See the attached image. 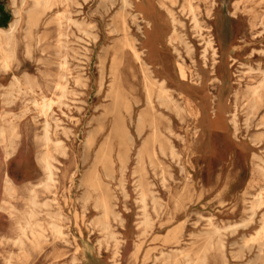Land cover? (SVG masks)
Instances as JSON below:
<instances>
[{"label":"rangeland","instance_id":"obj_1","mask_svg":"<svg viewBox=\"0 0 264 264\" xmlns=\"http://www.w3.org/2000/svg\"><path fill=\"white\" fill-rule=\"evenodd\" d=\"M16 17L0 37L16 136L8 158L0 141V264H264V0H0V29ZM45 153L55 182L36 200L63 240L20 250L8 208L27 209Z\"/></svg>","mask_w":264,"mask_h":264},{"label":"bare ground","instance_id":"obj_2","mask_svg":"<svg viewBox=\"0 0 264 264\" xmlns=\"http://www.w3.org/2000/svg\"><path fill=\"white\" fill-rule=\"evenodd\" d=\"M67 1H71V0H32L33 5H34V9L39 7L40 4L45 6V5H47V3L51 2L52 5H54V6L58 5L59 6V5H64ZM63 10L64 11H62V12L60 11L59 13H57L56 20L58 19V20H64V21H72L65 14L66 13L65 9H63ZM57 11H59V10L57 9ZM17 14H19V13H17ZM17 16H19V15H17ZM37 18H38V15L33 13V12H30L28 14L29 20H36ZM17 21H18V18L16 17L12 21V23H10L7 30L0 29V37L2 35L6 36L10 33L12 34L13 30L17 26V23H18ZM210 43H211L210 41L207 42L208 45H210ZM131 49H132V52L134 53V55L137 57L138 56L137 51H135L133 47H131ZM5 69H8V68H5ZM26 81H28V80H26ZM260 86H264V80H262V83ZM260 86H256L255 88H252V94L253 95H255L257 93L258 88ZM160 88L162 89V87H160ZM62 89H64V88H62ZM46 106H48V104L43 102L40 109L43 110ZM41 110H39V111H41ZM13 128H14L13 126L9 127V129H8L9 135L6 136L5 129L3 127H0V141L4 143V140L9 139L8 142H6L4 144V150H5L4 153H5L6 158H8L11 155V152L14 149L13 138L16 136H13ZM48 129H49V121L45 120L44 124H43V135H42V136H44L43 141L45 142V144H47L50 141V137L48 136ZM51 160H52V157L48 153H45L40 158L41 169H42L44 178H43V181L35 183V184H30V186L28 188H26V190L29 193L28 199L26 201L27 202V204H26L27 209L22 211L19 214H16V213H14V211L13 212L9 211L11 209L13 210L14 206L11 205L8 208V216H9V218H11L13 220L14 228L17 231V235L14 237V239H12V243H13V245H16L20 250L22 248H24V245H26V243L31 244L32 246L33 245L36 246L39 242H41L43 240L45 241L46 237H47V234H45L46 232L48 234H50L54 240H56V239L57 240H63V234L64 233L61 232V226L56 222V220H55L56 217H53L54 215L51 213V211L49 209L51 207V204H50L51 200L50 201L45 200V202H39L36 200V192H37L36 188L40 187L44 191H50V189L54 186L53 184L55 181L53 178V176H54L53 170L55 168L51 164ZM259 168L261 169V171L264 174V167L259 166ZM2 184H3L2 186H3L4 193L7 195V197L8 198L12 197L13 194L15 193L17 187H18L14 183L13 179H11L7 174H4L3 179H2ZM143 197H144V194H140L139 199H140L141 203H144ZM82 204H83V202H82ZM36 209H44L45 210V217H48V220H46L45 225L42 224L38 218H36V216L38 215V212ZM144 223H145V225L148 223L146 216L140 222V224H142V225H144ZM233 243H232V246H233ZM250 244L252 245V243H250ZM251 245H250V247H251ZM248 263H246V264H248ZM7 264H9V263L7 262ZM250 264H252V263L250 262Z\"/></svg>","mask_w":264,"mask_h":264}]
</instances>
